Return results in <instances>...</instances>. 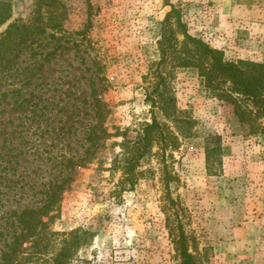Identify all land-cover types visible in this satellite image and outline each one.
Listing matches in <instances>:
<instances>
[{
	"label": "rangeland",
	"instance_id": "374dc122",
	"mask_svg": "<svg viewBox=\"0 0 264 264\" xmlns=\"http://www.w3.org/2000/svg\"><path fill=\"white\" fill-rule=\"evenodd\" d=\"M37 1L11 0L0 38L34 18ZM60 2L63 31L0 70V261L14 213L39 207L70 178L50 230L94 234L72 264H182L181 231L194 264H264V111L226 78L180 66L185 38L169 17L176 9L188 33L226 62L263 64L264 0ZM166 37L173 48L161 63ZM157 89L180 122L173 108L165 114ZM97 99L110 136L95 150L87 137ZM153 118L175 140L154 142L131 188L113 164Z\"/></svg>",
	"mask_w": 264,
	"mask_h": 264
},
{
	"label": "trees",
	"instance_id": "16d2710c",
	"mask_svg": "<svg viewBox=\"0 0 264 264\" xmlns=\"http://www.w3.org/2000/svg\"><path fill=\"white\" fill-rule=\"evenodd\" d=\"M64 6L60 0H39L36 2L34 18L28 21L22 19L11 23L7 29L1 34L0 38V70H12L18 63L22 54L27 50L39 48L43 41H53L57 34L63 31V20L65 12L61 11ZM177 15V25L181 30V34L185 40L183 48L186 57L182 58L180 66L201 68L202 76L209 74H218L231 82L234 91L251 99L261 110L264 111V63L239 62L237 64L229 63L224 60V54L221 51L212 49L207 43L191 36L182 22L180 13L173 9L169 17ZM13 16V7L11 0H0V29L5 26ZM169 20V19H168ZM173 33V31L171 30ZM167 38H164L161 45ZM171 40V39H170ZM168 39L167 42L170 41ZM162 47V61L164 63L168 58V50L173 48V44L169 42ZM203 60H207L210 64V71L203 69ZM161 77V75H160ZM158 99L162 103L165 114L170 108H173V119L176 123L180 122L175 116L174 100H170L158 89L155 90ZM93 91V95H96ZM153 106L156 104L152 99ZM96 123L92 125L87 142L91 147H100L101 143H105L109 139V134L104 128L106 114L103 111V103L97 99L96 101ZM185 121H181L183 123ZM190 124L188 121L186 122ZM187 129V128H186ZM185 129V130H186ZM189 130V129H188ZM181 135L188 136L185 131H180ZM191 132V131H189ZM190 134V133H189ZM175 140V136L171 133L166 134L162 125L156 118H153L151 124H147L142 133L139 134L137 141L133 147L126 151L121 157L116 156L114 167L123 169L125 182L131 188L135 186V172L137 166L144 160L153 148L154 142L166 144L168 141ZM220 147L207 149V160H210L214 154H218ZM70 178H65L60 183L53 185L45 192L43 203L36 208H26L20 213L15 212L16 219L15 230L12 243L8 250L3 252L0 264H39L42 260L43 264H72L79 249L88 243L89 238L94 234L90 231L76 230L67 235L58 234L50 230L53 219V213L57 211L62 195L67 190V184ZM48 219V221H46ZM19 229V230H18ZM181 229V228H180ZM61 237L58 242V248L50 259L43 260L49 254L53 244V239ZM182 264H194V257L189 253L186 247V237L181 231ZM42 258V259H41Z\"/></svg>",
	"mask_w": 264,
	"mask_h": 264
}]
</instances>
